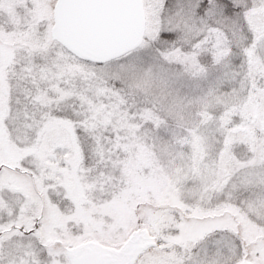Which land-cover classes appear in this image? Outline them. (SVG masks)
Wrapping results in <instances>:
<instances>
[{"label": "snow or ice", "instance_id": "1", "mask_svg": "<svg viewBox=\"0 0 264 264\" xmlns=\"http://www.w3.org/2000/svg\"><path fill=\"white\" fill-rule=\"evenodd\" d=\"M0 264H264V0H0Z\"/></svg>", "mask_w": 264, "mask_h": 264}]
</instances>
